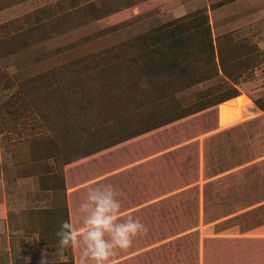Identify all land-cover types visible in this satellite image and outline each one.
Instances as JSON below:
<instances>
[{
	"label": "rangeland",
	"instance_id": "obj_1",
	"mask_svg": "<svg viewBox=\"0 0 264 264\" xmlns=\"http://www.w3.org/2000/svg\"><path fill=\"white\" fill-rule=\"evenodd\" d=\"M26 1L0 0V264H70L67 205L117 171L161 249L264 264V0Z\"/></svg>",
	"mask_w": 264,
	"mask_h": 264
},
{
	"label": "clouds",
	"instance_id": "obj_2",
	"mask_svg": "<svg viewBox=\"0 0 264 264\" xmlns=\"http://www.w3.org/2000/svg\"><path fill=\"white\" fill-rule=\"evenodd\" d=\"M120 195L111 184L90 187L78 205L79 227L71 218L59 223L57 247L78 249L79 264H114L117 252L129 250L148 230L138 218H122ZM43 264H48L47 253Z\"/></svg>",
	"mask_w": 264,
	"mask_h": 264
},
{
	"label": "crops",
	"instance_id": "obj_3",
	"mask_svg": "<svg viewBox=\"0 0 264 264\" xmlns=\"http://www.w3.org/2000/svg\"><path fill=\"white\" fill-rule=\"evenodd\" d=\"M29 0L26 1V3ZM136 13V11H135ZM242 99L237 100V103H241ZM226 106H221L220 110V123L225 125L230 117L227 113ZM123 171L111 173L108 176L100 177L89 184V187H85L82 190L81 194H86L87 190L96 185L102 184H112L114 178L121 175ZM115 189L121 194L119 199L123 203H126V200H129L130 189L124 188L117 183L113 184ZM80 202L76 205L78 208ZM156 202H149L141 204L134 208L126 209L122 211V218L133 217L138 218L146 227L147 232L139 235L133 243V246L127 251H118L117 254L112 258L114 264H207L204 254V251L197 249V251H181L179 254L177 251L161 249V246L165 241H160V220L156 217H149L147 214L156 206ZM67 214L68 219L71 218L72 223L75 227H79L78 213L73 204L69 203L67 205ZM148 216V217H145ZM202 235V234H201ZM203 237V236H202ZM179 238V236L177 237ZM151 241H157L151 243ZM176 240V236L174 237ZM200 242V241H199ZM80 252L78 249L70 248V260L72 264H79ZM195 259V260H192Z\"/></svg>",
	"mask_w": 264,
	"mask_h": 264
},
{
	"label": "trees",
	"instance_id": "obj_4",
	"mask_svg": "<svg viewBox=\"0 0 264 264\" xmlns=\"http://www.w3.org/2000/svg\"><path fill=\"white\" fill-rule=\"evenodd\" d=\"M191 18H192V16H184V17L180 18L177 22H173V23L168 24L167 26H165V28L168 26L174 27L175 23L188 22L191 20ZM203 25H205V29L203 30V33L201 35L202 36V39H201L202 43L201 44H202V46H204V48L212 49V42H211L212 40H211L210 29H209L208 25L206 24V22H204ZM175 37H177V38H172V43H175L174 48L178 47L177 44L180 42L181 39H184V37L181 35V33ZM155 44H157V43H155ZM187 48H188V46H181V47H178L179 50L177 49L178 51H176V52L174 50H172L171 56H165L162 59L158 58V59H160L159 63H155L154 61H151L152 67L153 68H159V66L167 65V68H171L172 66L177 65V63H179V62L182 63L183 60L185 61V59H187L186 57L189 56V52H187V51L183 52ZM205 56H207L206 57L207 65L208 64L212 65V63L214 64V59H213V61L210 60V56H208V54H206ZM184 80H186L189 83L193 82L191 75H186V77H184ZM184 86L185 85H182L179 82V79L173 78V79H170L169 81L163 82L162 86L159 88V90L161 92L160 94L162 96L166 97L170 94L169 93L170 91L171 92L176 91V90L178 91V90L184 88ZM66 210H67V208H66ZM67 219H68V215H67ZM69 251H70V248H69ZM70 264H72L71 260H70Z\"/></svg>",
	"mask_w": 264,
	"mask_h": 264
}]
</instances>
